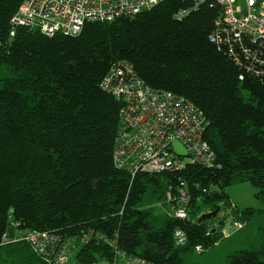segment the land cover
<instances>
[{
  "label": "trees",
  "instance_id": "16d2710c",
  "mask_svg": "<svg viewBox=\"0 0 264 264\" xmlns=\"http://www.w3.org/2000/svg\"><path fill=\"white\" fill-rule=\"evenodd\" d=\"M23 1L0 0V240L13 233L12 215L21 228L75 240L81 264L113 263L114 248L104 239L115 233L128 256L201 264L192 254L198 245L204 251L225 240L227 222L226 212L218 227L199 222L202 212L231 208L240 223L254 216L255 208L239 209L230 200L226 188L236 183H252L264 199V66L244 67L247 56L259 53L254 46L264 56V42H247L250 52L237 43L233 52L213 41L223 13L215 0L196 9L191 0H164L134 16L89 20L77 34L51 36L37 25L12 24ZM122 59L148 84L184 95L203 111L216 166L188 163L176 173L133 178L115 165L122 102L101 83ZM161 176L176 189L184 181L189 219L167 215L160 227L154 224L142 203ZM178 227L186 245L174 239ZM85 236L88 242L81 241ZM227 262L264 264V243L231 252ZM0 264L47 263L18 241L0 245Z\"/></svg>",
  "mask_w": 264,
  "mask_h": 264
},
{
  "label": "built area",
  "instance_id": "2783aa9c",
  "mask_svg": "<svg viewBox=\"0 0 264 264\" xmlns=\"http://www.w3.org/2000/svg\"><path fill=\"white\" fill-rule=\"evenodd\" d=\"M164 0H24L18 14L12 19L13 25H37L47 35L57 32L79 33L89 20L109 21L120 16L135 14L153 7ZM191 9L198 8L207 0H191ZM222 8V16L216 20L211 34L213 41L228 46L234 52L237 43L251 51V46L264 42V0H215ZM183 10L179 17L189 13ZM12 31V35H14ZM259 51V47L254 46ZM255 53L254 58L247 56L244 67L254 70V62L264 66V56ZM251 59V60H250ZM243 79V76L240 77ZM101 87L122 102L120 108L121 128L116 137L114 150L115 165L134 178L140 173H176L188 163H199L207 167L216 166V153L205 139L208 120L203 111L188 97L164 88L153 87L137 72L132 62L117 60L104 77ZM179 140L187 150L180 156L172 143ZM188 161H185L184 158ZM218 166V165H217ZM190 196L181 181L177 189L169 185L166 203L171 204L169 215L189 219ZM201 216V215H200ZM13 233L6 231L0 245L27 241L34 252L47 264H68L70 254L76 251V242L70 237L54 231L20 227V223L10 215ZM238 229L242 224L236 220ZM228 223L222 229L229 237L232 232ZM118 233L104 239L115 251V259L124 264H155L147 259L128 256L118 245ZM174 239L180 245L188 243L187 233L178 227ZM85 236L82 242H88ZM202 252L203 247L197 246Z\"/></svg>",
  "mask_w": 264,
  "mask_h": 264
},
{
  "label": "rangeland",
  "instance_id": "374dc122",
  "mask_svg": "<svg viewBox=\"0 0 264 264\" xmlns=\"http://www.w3.org/2000/svg\"><path fill=\"white\" fill-rule=\"evenodd\" d=\"M238 4L244 5L243 0H238ZM185 161L188 159L185 157ZM161 185H149L148 191L145 194L142 205L144 208H149L152 211V220L157 227H160L165 221L171 206L166 203V193L169 187V180L165 176L160 178ZM230 200L239 209L253 207L257 211L249 220L242 223V230L231 237L230 240L220 241V245H214L203 252L195 251L192 254V261L201 264H227L228 255L239 249H246L252 244L258 242L264 243V199L260 198L257 193L259 188L255 187L250 182H242L230 185L226 188ZM264 195V194H263ZM222 210L218 218L209 220L215 226H220V220L226 212V220L228 228L231 232H237L238 227L234 225V217L241 215L237 210L231 211V208ZM207 210L205 209L204 212ZM68 264H81L76 254H70V261ZM97 264H111L108 260H101Z\"/></svg>",
  "mask_w": 264,
  "mask_h": 264
},
{
  "label": "water",
  "instance_id": "95a60500",
  "mask_svg": "<svg viewBox=\"0 0 264 264\" xmlns=\"http://www.w3.org/2000/svg\"><path fill=\"white\" fill-rule=\"evenodd\" d=\"M173 149L177 154L180 156H186L187 155V150L184 147V145L179 141V140H174L172 143ZM221 210V206L216 207L214 210H210L207 212H203L201 216L199 217L198 221L199 222H205L206 220H211L214 218H217L219 212ZM216 230V228H214Z\"/></svg>",
  "mask_w": 264,
  "mask_h": 264
},
{
  "label": "crops",
  "instance_id": "0c3cea01",
  "mask_svg": "<svg viewBox=\"0 0 264 264\" xmlns=\"http://www.w3.org/2000/svg\"><path fill=\"white\" fill-rule=\"evenodd\" d=\"M242 229H243V228H241V229H237V232H235V233L233 232L232 235H231L230 237H227V238L225 237V240H224V241H226L227 239L230 240L231 237H234L235 234L238 233V232H240ZM220 244H221V243H220ZM220 244H219V245H220ZM102 261H103V260H102ZM110 263H111V262H110ZM111 264H112V263H111ZM120 264H123V263H120Z\"/></svg>",
  "mask_w": 264,
  "mask_h": 264
},
{
  "label": "bare ground",
  "instance_id": "6f19581e",
  "mask_svg": "<svg viewBox=\"0 0 264 264\" xmlns=\"http://www.w3.org/2000/svg\"><path fill=\"white\" fill-rule=\"evenodd\" d=\"M231 212V211H230ZM178 218V217H177ZM186 245V244H185ZM183 246V245H182Z\"/></svg>",
  "mask_w": 264,
  "mask_h": 264
}]
</instances>
